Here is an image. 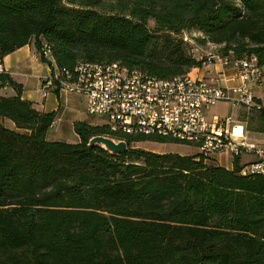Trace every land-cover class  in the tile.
<instances>
[{"label":"trees","instance_id":"trees-1","mask_svg":"<svg viewBox=\"0 0 264 264\" xmlns=\"http://www.w3.org/2000/svg\"><path fill=\"white\" fill-rule=\"evenodd\" d=\"M152 19L153 26L148 25ZM264 62V0H0V53L33 40L60 67L117 60L171 77L200 64L179 32ZM0 264H264V173H241L198 151L135 147L74 120L79 140L49 139L55 112L0 70ZM253 111V110H250ZM254 130L264 129V111ZM124 137V151L89 144ZM178 142L170 139L156 141Z\"/></svg>","mask_w":264,"mask_h":264},{"label":"built area","instance_id":"built-area-1","mask_svg":"<svg viewBox=\"0 0 264 264\" xmlns=\"http://www.w3.org/2000/svg\"><path fill=\"white\" fill-rule=\"evenodd\" d=\"M47 44L41 45L44 62L52 65L49 73L40 74V89L71 90L84 93L88 114L98 115L107 129L116 135L150 136L170 139L195 146L204 158L222 152L232 156L249 154L241 173H264V136L250 139L247 120L231 113L207 115V109L224 101L238 104L246 111H264V93L257 95L254 87L264 79V62L255 54L237 56L207 52L200 64L219 59L233 69L226 85L220 77H203L179 72L171 77H158L129 67L117 60L79 59L70 67H60ZM0 53V70L5 71ZM115 141L124 137H114Z\"/></svg>","mask_w":264,"mask_h":264},{"label":"crops","instance_id":"crops-1","mask_svg":"<svg viewBox=\"0 0 264 264\" xmlns=\"http://www.w3.org/2000/svg\"><path fill=\"white\" fill-rule=\"evenodd\" d=\"M2 63L4 66L5 71H7L9 74L12 75V77L15 79V81L20 82L22 85V91L21 95L23 98H29L30 100L35 102L36 107H40L44 109V111H54L55 116L60 118V115H64L66 112H68L70 116V120H82L86 119L88 122H96V120H99V118L95 119L94 121L89 119L87 115L84 113V111H78V109H75L71 106H68L66 103L67 99L69 100V93L77 94V95H83L85 102H84V110L88 114L86 110V102L87 98L84 93H76L71 90H49L45 94L40 89V82H39V75L49 73L52 69V65H50L47 62H43L41 60V57L39 55V52L37 49H35L33 41H30L29 43L23 44V46L13 49L10 51V53L6 54L2 58ZM190 73L195 74L196 76H203V77H220V81L223 84L230 85L233 84L234 79H227L232 73L233 69L226 67L223 65V63L219 59H214L212 62H206L205 64H198V65H192L189 69ZM0 92L2 93H11L14 92V89L12 87L7 86H0ZM254 92L257 95H261L264 93V79L261 83V85L254 87ZM224 101H220L213 106L209 107L207 109V115L212 116L215 113H223L222 111H218L219 108L216 105H220ZM67 104V105H66ZM3 123L9 127L14 126V122L11 121L8 118H2L0 116ZM73 127V124H72ZM50 130V129H49ZM74 130V129H73ZM264 130V129H263ZM262 130V131H263ZM257 131V130H255ZM260 131V130H259ZM77 134V133H76ZM78 135V134H77ZM47 137L49 139L50 136L48 135L47 131ZM146 142L142 140H138V142ZM195 147V146H194ZM152 149H157L156 147H151ZM159 151V150H158ZM197 151V148L195 147L193 152ZM224 153V160L217 158L216 155L213 156L211 159L212 162L218 163V164H224L227 168H231L233 165V159L232 157H229L227 153ZM251 157V156H250ZM247 158L245 160H242V155H239V162L240 164H243L246 160L250 159Z\"/></svg>","mask_w":264,"mask_h":264},{"label":"rangeland","instance_id":"rangeland-1","mask_svg":"<svg viewBox=\"0 0 264 264\" xmlns=\"http://www.w3.org/2000/svg\"><path fill=\"white\" fill-rule=\"evenodd\" d=\"M238 0H235L237 2ZM148 25L153 26V21L152 19L148 20ZM177 37H180L184 43H186V49L188 52H191L194 57L197 59L201 58L203 59L204 56H206L207 52H218L219 47L222 45V43H213L208 40H205L203 43L198 42L196 39L203 38V34L197 30L190 29L189 31H183L179 32L177 34ZM33 41V40H31ZM69 100L67 99L66 103L68 106H71L75 109H78L77 112L80 113V111H84V113L87 115V117L91 120H95L96 118L98 119V115H91L87 114L84 110V96L83 95H77V94H71L69 93ZM66 104V105H67ZM219 108V112L222 111L224 113H231V115L234 117L238 115L240 118H244L247 120V128H248V137L250 139H256V138H263L264 136V130L263 131H255L252 126H255V124L258 123V117L255 112L253 111H246L244 108H242L238 104L232 105L229 102H222L220 105H216L214 109ZM48 130V135L50 138H58L59 140H65V141H72L76 142L79 140V136L76 134V132L73 130L72 127V121L70 120V116L68 112H66L64 115H60L59 117H56L54 119L51 127ZM146 142H132L131 144L135 147L142 146V148L145 149H150L151 147H156V151H177V152H184L186 153H194L193 150L195 147L189 144H185L184 142H171L169 140L166 141H156L154 139L152 140H144ZM228 154V153H227ZM217 158H220L221 160L225 159L224 153L221 154H216ZM229 157L233 156L228 154ZM251 155L249 154H242V160H245L249 158Z\"/></svg>","mask_w":264,"mask_h":264},{"label":"water","instance_id":"water-1","mask_svg":"<svg viewBox=\"0 0 264 264\" xmlns=\"http://www.w3.org/2000/svg\"><path fill=\"white\" fill-rule=\"evenodd\" d=\"M96 143H100L103 147L108 150H115L117 152L124 151V149L127 147L125 139L115 141L113 137L100 133H96L95 135L89 138V144Z\"/></svg>","mask_w":264,"mask_h":264}]
</instances>
